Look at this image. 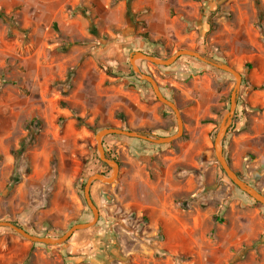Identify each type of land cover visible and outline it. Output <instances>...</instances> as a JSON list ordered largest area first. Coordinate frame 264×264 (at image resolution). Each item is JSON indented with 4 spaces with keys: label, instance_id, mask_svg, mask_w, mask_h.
Returning <instances> with one entry per match:
<instances>
[{
    "label": "rangeland",
    "instance_id": "obj_1",
    "mask_svg": "<svg viewBox=\"0 0 264 264\" xmlns=\"http://www.w3.org/2000/svg\"><path fill=\"white\" fill-rule=\"evenodd\" d=\"M184 48L242 74L222 145L264 194V0H0V220L52 237L92 220L85 184L113 173L97 133L178 131L130 58ZM135 63L179 107L182 136H105L120 169L113 183H92L98 223L60 245L0 226V264H264V205L215 154L235 75L187 55L169 67Z\"/></svg>",
    "mask_w": 264,
    "mask_h": 264
},
{
    "label": "water",
    "instance_id": "obj_2",
    "mask_svg": "<svg viewBox=\"0 0 264 264\" xmlns=\"http://www.w3.org/2000/svg\"><path fill=\"white\" fill-rule=\"evenodd\" d=\"M184 55L197 58V59H199V60H201L207 64H210V65H212L218 69L230 72V73L235 75L237 82L235 85V89L232 92L230 110L225 115V117H224V119L220 125L219 131L217 133V136L215 139V154H216V158L219 161L222 169L224 170L226 175L229 177V179L239 189L244 191L246 194H248L250 197H252L257 202H260L261 204L264 205V194L258 188H256L255 186H253L252 184L247 182L245 179H243L237 173V171L229 163V161H228V159L224 153V149H223V145H222L223 139L225 138V136L227 134V131L231 125V122L233 120L234 114H235L236 109H237L239 90H240V86H241V82H242V74L234 66H232L228 63L219 61L213 57L207 56V55H205V54H203L197 50L191 49V48L179 49L168 58H160V57L145 53L143 51H137L131 57V63L133 66V70L136 73H138L142 77V79L151 83V85L153 86L154 91H155V93H156V95L160 101H162L164 104L170 106L176 112L177 120H178V131H177V133L174 135H169V136L152 137V136H150L146 133L140 132L138 130L125 129V128L118 127V126L103 128L96 135L97 147H98V151L100 153L101 160H103L104 162H106L107 164H109L112 167L113 173L111 176H106L102 173H95L88 178V180L85 184L84 194H85L87 204L93 212V219L92 220H90L88 222H80V223L74 224L68 231H66L63 235H61L59 237L41 236L38 234H34V233L27 231L25 228L18 226L14 222L8 221V220H0V226L11 227L14 230H16L19 234H21L23 237H25V238H27L30 241L35 242V243H43V244H47V245H60V244L65 243L66 241H68L76 231L87 229V228H90V227L96 225L99 221L100 214H99L98 206L95 203V201L93 200L92 195H91L92 183L95 180H100V181L105 182V183H113L116 180L118 173H119V169H120L119 162L115 159L110 158L107 155V153L104 149V145H103V138L109 134H117V135H122V136H127V137H133V138H141V139L153 142V143L162 144V143H169V142H172V141L178 139L179 137L182 136V134L184 132V121H183L180 109L177 106V104L175 102H173L172 100H170L169 98H167V96H165V94L161 91L160 85H159L158 81L155 79V77L150 75V74H146L145 72H143L141 70V68L136 65L135 61L138 58H141V59L150 61L156 65L169 66V65H172L173 63H175L180 57H182Z\"/></svg>",
    "mask_w": 264,
    "mask_h": 264
},
{
    "label": "trees",
    "instance_id": "obj_3",
    "mask_svg": "<svg viewBox=\"0 0 264 264\" xmlns=\"http://www.w3.org/2000/svg\"><path fill=\"white\" fill-rule=\"evenodd\" d=\"M2 15V14H1ZM143 52H145V53H148V54H151V53H149V52H147V51H144V50H142ZM153 54V53H152ZM153 55H155V54H153ZM155 56H157V55H155ZM164 67H166V66H164ZM169 67V66H168ZM171 67V66H170ZM123 128H125V129H128L127 127H123ZM163 136H166V135H163ZM123 137H125V138H128V139H134V138H130V137H127V136H123ZM241 192H243L244 194H246L244 191H242L241 190ZM257 204H259V205H262L260 202H257ZM92 216H93V213H92ZM15 224H17L18 226H21L19 223H16V222H14ZM22 227V226H21ZM41 236H46V235H41Z\"/></svg>",
    "mask_w": 264,
    "mask_h": 264
},
{
    "label": "crops",
    "instance_id": "obj_4",
    "mask_svg": "<svg viewBox=\"0 0 264 264\" xmlns=\"http://www.w3.org/2000/svg\"><path fill=\"white\" fill-rule=\"evenodd\" d=\"M151 55H153V54H151ZM144 60V59H143ZM130 61H131V58H130ZM144 61H147V60H144ZM141 70H142V68H141ZM134 130V129H133ZM166 136H169V135H166ZM153 137V136H152ZM130 138H133V137H130ZM138 140H143V141H147V140H144V139H141V138H134L133 140H131V144H133V145H138V143H136V141H138ZM147 142H150V141H147ZM130 143V142H129ZM162 144H164V143H162ZM109 165V164H108ZM92 187V186H91ZM92 195V194H91ZM93 198V197H92ZM94 200V199H93ZM96 203V202H95Z\"/></svg>",
    "mask_w": 264,
    "mask_h": 264
}]
</instances>
